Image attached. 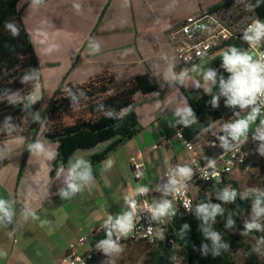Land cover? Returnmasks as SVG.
<instances>
[{"label":"crops","instance_id":"obj_1","mask_svg":"<svg viewBox=\"0 0 264 264\" xmlns=\"http://www.w3.org/2000/svg\"><path fill=\"white\" fill-rule=\"evenodd\" d=\"M146 1L153 7L151 0ZM172 1L174 0L167 2ZM107 2L108 0H99L94 20L88 26L87 36L78 47L79 58L76 60L74 57L77 49H74L64 70V74L68 75L67 81L82 84L110 71L118 76L119 81L124 82L151 72L169 85L159 91L137 93L134 96V112L139 131L133 137L118 143V136L95 148L77 150L66 163L59 159V143L46 138L47 127L41 126L36 132L27 131L0 140V158L7 160V164L0 169V197L9 200L14 211L12 226L7 222L0 224V252L6 253L0 256V264H64L70 247L85 236L88 241L77 249L80 255H84L94 245L107 239V230L99 228L109 215L115 218L131 211L125 197H136L140 195V188H147L146 199L157 207L166 199L165 190L157 192L156 188L164 185L168 169L187 165L192 168L193 174L191 178L182 180L188 181L195 176L196 167L191 162L192 154L176 136L175 119L180 116L178 113L183 108H192L183 89L190 92L197 88L196 83L199 82L204 93H208L205 92L202 74L199 80L189 78L182 84L173 78V74L179 76L181 72H186L190 77L193 66H201L204 70L215 67V62L229 43L188 67L180 65L175 55L173 59L167 57L161 63L147 62V66L138 71H135L133 65L136 43L139 50H156L158 46L154 45L156 41L158 44V35L173 29L187 16L206 11V8L209 10L214 5L204 7L199 3L194 8H176L165 13L155 10L150 15L139 12L138 2L142 0ZM36 6L38 10L40 6ZM39 11L47 9L40 8ZM48 11L56 13L58 9L51 7ZM145 43L148 48L144 46ZM97 45L99 51H95ZM197 71L202 73L200 68ZM228 75L226 73V78ZM218 93L219 87H216L213 94ZM225 99L221 96L217 107L222 118L209 127L199 124V134L190 140L201 152V162L209 165L210 160L215 161L219 169L225 166L223 154L227 151L220 147L219 139V145L208 152L203 151L205 146L211 137L226 135L222 130L223 126L238 118L234 113L239 112L240 117H244L249 111L227 107ZM258 124L259 119L253 124V128ZM36 141L44 143L49 151L55 152V157L47 160L30 153L29 145ZM232 142L229 137V143ZM137 153L142 155L143 163L139 182L135 179L131 165V158ZM97 156L102 157L95 160ZM77 159L91 163L93 180L71 199H63L60 191L66 189L65 178L70 162L74 163ZM193 189L197 192L196 185ZM29 211L34 212L38 219H33L31 215L25 219V213ZM41 221L49 223L41 227Z\"/></svg>","mask_w":264,"mask_h":264},{"label":"trees","instance_id":"obj_2","mask_svg":"<svg viewBox=\"0 0 264 264\" xmlns=\"http://www.w3.org/2000/svg\"><path fill=\"white\" fill-rule=\"evenodd\" d=\"M21 1L0 0V140L27 131L36 132L46 122L45 136L59 143V159L66 163L77 150L95 148L118 136V143L133 137L139 131L134 96L162 90L169 84L151 72L121 82L115 73L105 71L82 84L68 82L65 77L46 108L43 99L30 103L26 96L39 85L42 77L38 54L21 18ZM242 1L245 0H222L209 11L226 10ZM259 19L264 21L261 17ZM9 23L17 27L16 36L6 27ZM25 76L29 77L26 81ZM183 91L191 102L195 122L185 126L180 123V115L175 123L185 139L190 141L199 134V124L209 127L222 117L217 107L211 105L212 96L205 94L201 87L190 92ZM16 92L22 100L12 97ZM81 106L85 107L88 118L74 116L75 109ZM67 117H73L74 122L65 123ZM19 126H24V129L9 135L4 132L7 128ZM100 157H95V160ZM247 162L248 159L238 167L245 170ZM6 164L7 160L0 158V169ZM254 168L251 178L258 172L264 176L262 160L254 164ZM196 188L191 213H181L167 227L157 228L154 242L149 243L154 245V249L147 253L143 264H238L234 255L241 250L250 252L249 264H262L240 237L246 216L252 214L257 194L244 196L239 183L226 175L220 181H197ZM252 188L264 189L260 184ZM225 189L236 191L234 201L225 202L218 198ZM200 205L210 208L219 205L222 212L205 222L203 216L197 213ZM230 219L234 224L227 226ZM13 223L12 218V222L7 224L12 226ZM205 229L218 233L220 243L229 245L228 250L219 248L220 255H214L213 242L205 234ZM96 262L97 259L89 264Z\"/></svg>","mask_w":264,"mask_h":264},{"label":"rangeland","instance_id":"obj_3","mask_svg":"<svg viewBox=\"0 0 264 264\" xmlns=\"http://www.w3.org/2000/svg\"><path fill=\"white\" fill-rule=\"evenodd\" d=\"M167 1L168 0H151L153 3V7H151L146 0H142V2H138L139 12L141 14L149 13L150 15H153L155 10L158 13H165L176 8H194L199 3H202L205 7L206 5H216L221 2V0ZM74 4H79L81 6L79 12L73 7ZM98 4L99 0H42L39 4L34 3V0L21 1L19 5L21 18L37 51L42 77L39 85L33 89L31 93L27 94L26 99L28 101L29 96L32 97V99L41 96V99L44 100V108H46L51 102L53 95L59 89L61 82L68 76L67 73L64 74V70L69 64L71 55L74 54V49H77L74 57L75 60L79 58L80 49L78 47L83 43L87 36L88 26H90L94 20L97 12L96 6H98ZM36 5L40 6L39 9L43 8L47 9V11L41 12L39 9L37 10L38 7ZM51 7L55 10L58 9V11L56 13H53V11L49 12L48 10ZM206 10H208V8H206ZM222 11L227 19L234 22H246L254 18L259 19V17L264 19V0H245L234 7ZM150 21L153 22L154 20ZM176 27H178V25L173 29ZM173 29H169L166 33L157 36L158 44L155 40L156 44L154 45L158 46L156 50H139L138 43H136L135 63L133 65L135 71L144 69V67L147 66V62L152 63V61H156L157 63H161L167 57L168 59L174 58V51L169 43V34ZM53 45H55V47H53ZM229 45L235 46L242 51H248L254 58H257L256 53L247 50L244 43L239 39L232 40L229 42ZM144 46L148 48L146 43ZM221 57L215 62L216 66L211 68L218 73L217 82L220 75H223L226 78L227 73L221 67ZM197 68H200L202 72L205 71L201 66H193L190 70V72H192L191 76H187L185 81H188L189 78L199 80L201 72H198ZM205 87H212V91H214V89L218 87V83L217 85L205 83ZM12 97L17 100H22V97L18 92ZM74 116L84 118L89 117L85 107L82 106L75 109ZM64 121L67 124L74 122L73 117H67ZM46 127L48 128V123L44 122L42 128ZM23 129L24 126L16 128L10 127L4 132L9 135L20 130L22 131ZM254 130L252 124L247 137L252 136L255 133ZM231 144L234 143L232 142ZM251 144L250 148H248L249 156L245 170L237 167L232 174L228 175L230 179L239 183L244 196L248 193L258 194L259 192H264V189L258 190L252 188L255 184H260L261 187L264 188V176L260 172L256 173L254 178H251V174L254 172V164L261 160L264 162V155H261L260 153V141ZM221 165L223 166L224 163H221ZM191 194L193 198L196 199L197 192L194 189H191ZM254 220L257 223H260L262 228H264V217L256 218L252 212V214H248L244 220L243 230L240 233V237L245 242L248 249L256 254L259 262L264 264V230H253L248 233V235H242L245 231V223H251ZM122 247L123 252L120 254L106 253L105 250L102 249L95 264H143V260L147 253L154 249V245L146 242H133ZM248 254H250L248 250H241L234 255V258L238 264H249Z\"/></svg>","mask_w":264,"mask_h":264},{"label":"clouds","instance_id":"obj_4","mask_svg":"<svg viewBox=\"0 0 264 264\" xmlns=\"http://www.w3.org/2000/svg\"><path fill=\"white\" fill-rule=\"evenodd\" d=\"M42 0H34V3H41ZM73 7L79 12L80 5L74 4ZM11 30L12 35L18 34V29L15 25L9 23L6 25ZM243 41L247 42L249 47H257L264 41V21L260 19L255 20L249 24L243 31ZM55 47V45H53ZM95 51H99V45L96 46ZM221 67L229 75L225 78L223 75L219 76L217 82V71L214 69H207L203 71V81L210 85H217L219 87V93L213 94L212 87H206L205 92L212 96L211 105L213 108L219 106L220 97H225V106L230 108H239L241 111L248 109L247 115L240 117V113H234L238 118L230 123H226L223 126V131L226 135L219 136L220 147L228 151L233 147L229 143V137L233 142L244 143L247 140V136L252 124H254L261 116L262 109H264V52L259 54L258 58H254L248 51H242L239 48L229 45L222 52ZM169 71H171L169 69ZM187 77L186 72H181L179 76L173 74V78L179 80L181 84ZM29 77L25 76L24 80H28ZM196 87L199 88V82L196 83ZM75 99V97H73ZM181 115V121L185 126H189L195 122L194 113L191 107H185L178 113ZM111 116L112 113H107ZM253 140L261 142L260 153L264 155V119H261L259 124L254 130ZM29 152L43 157L47 160H52L56 153L49 151L44 143L36 141L29 145ZM215 161L210 160L209 165L214 166ZM111 166V161H109ZM176 175L181 179H189L193 174L191 167L187 165H178L175 169ZM93 180L92 165L90 162L84 159H77L74 163L70 162V166L65 178L66 189H61L60 195L63 199H71L82 189L91 183ZM176 179L170 180L171 185H176ZM178 190V189H177ZM141 193H146L147 188H140L138 190ZM237 193L235 190L225 189L223 193L218 197L225 202H232L236 199ZM264 192H259L256 199L253 201L252 212L256 218L264 217ZM125 202L128 203L131 209H135V201H132L129 197H125ZM169 201L160 203L154 213L153 218L165 217L169 213L171 208ZM218 212H222L219 205H200L197 208V213L202 215L205 222L209 218L214 219ZM14 215L11 202L5 198L0 197V224L11 223ZM31 215L33 219H38L34 212H26L25 219ZM49 223L48 221H41V227ZM234 224L231 219L227 226ZM104 226L107 230V239L100 241L99 246L103 247L106 253L120 254L123 252L122 245L118 242L121 238H126L128 234L133 230V212L128 211L122 215L113 218L111 215L104 221ZM187 228V225H184ZM245 231L242 235H248L253 230H264L260 223L255 220L251 223H245ZM115 232L117 239H113V233ZM205 234L212 240L214 246V255H220L219 248H223L226 251L229 248L228 244L220 243L221 237L218 233L205 229ZM207 246H205L206 248ZM6 255L4 252H0V256Z\"/></svg>","mask_w":264,"mask_h":264},{"label":"built area","instance_id":"obj_5","mask_svg":"<svg viewBox=\"0 0 264 264\" xmlns=\"http://www.w3.org/2000/svg\"><path fill=\"white\" fill-rule=\"evenodd\" d=\"M257 19H250L246 22H234L227 19L223 11H200L197 14L187 16L178 27L170 32L169 43L177 62L184 67L197 64L200 60L210 56L214 51L234 39L242 41L246 49L254 51L258 58L259 54L264 52V41L259 46L250 48L248 43L242 39L243 31ZM258 119L259 122L264 119V109H262L261 116ZM253 135L242 144L235 143L231 149L223 154L226 160L225 166L219 169L215 164L214 166L203 164L201 162V152L196 149L191 141H187L183 136L182 130L177 128L176 136L183 141L185 148L192 154L191 162L196 167L195 176L185 181L176 175V167H171L167 170L164 185L157 187L156 191L165 190L166 199L162 202L169 201L172 206L167 216L157 217V222L153 218L156 207L146 199V193L140 192V195L132 197L131 200L135 201L136 207L135 209L129 208L133 212L134 228L126 238H121L118 242L122 246L133 242L152 243L155 240L157 228L167 227L170 221L181 213H191L194 203L191 189L196 185V182L220 181L223 176L232 174L235 168L246 163L249 156L248 148L250 143L257 142V140H253ZM218 145V137L213 136L203 151L208 152L211 148H215ZM131 165L135 179L139 182L143 167L140 153L132 156ZM172 179H176V185L170 184ZM103 229L108 230L104 224L99 230ZM113 239H117L115 232L113 233ZM87 241L88 237L84 236L74 243L65 255L64 264H89L97 259L103 249L99 244L94 245L84 255H80L77 252L78 247H82Z\"/></svg>","mask_w":264,"mask_h":264},{"label":"water","instance_id":"obj_6","mask_svg":"<svg viewBox=\"0 0 264 264\" xmlns=\"http://www.w3.org/2000/svg\"><path fill=\"white\" fill-rule=\"evenodd\" d=\"M37 91V90H36ZM35 91V92H36ZM34 95H35V93H34ZM40 95H41V92H40ZM39 100H41V96H39V97H37V98H34V99H32V97H30L29 96V102L30 103H35L36 101H39Z\"/></svg>","mask_w":264,"mask_h":264}]
</instances>
